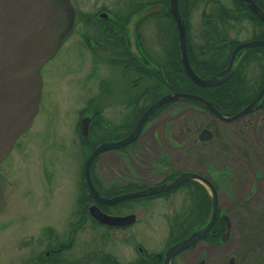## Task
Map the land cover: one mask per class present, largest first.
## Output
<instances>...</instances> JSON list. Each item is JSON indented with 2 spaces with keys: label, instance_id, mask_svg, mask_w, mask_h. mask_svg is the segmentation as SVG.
<instances>
[{
  "label": "flooded vegetation",
  "instance_id": "flooded-vegetation-1",
  "mask_svg": "<svg viewBox=\"0 0 264 264\" xmlns=\"http://www.w3.org/2000/svg\"><path fill=\"white\" fill-rule=\"evenodd\" d=\"M170 1L171 0H169V3L166 2L164 5L161 4L166 9L164 12L168 11L170 13ZM200 1L207 2L209 0ZM234 1L235 5L238 6V0ZM256 3L259 5L258 2ZM153 5L155 4L150 3L145 4V6H134L131 8L134 12H130H132V14L142 13L145 11V8ZM178 6L180 8V15L184 21L186 29L187 58L192 69L195 72H197V70H201V60H208L212 63H216V65H219L220 69L216 70V72L209 77L199 75L198 72L197 74L204 79H212V77L216 76L217 78H221L220 73L228 67L233 51L238 45L243 44L244 42L234 38L228 32V30L232 28L231 21L235 19L228 20L229 22L226 26H224L220 10L225 7L221 4L217 5L218 10L216 13H209V15L204 17L208 19L209 16H212L218 19L223 32H219L217 28L215 31H210V33L207 32L205 35V43L197 44L195 43L193 37H191L190 33V28L192 27V14L189 15L187 19L185 15L186 12L183 13L181 8V0H179ZM239 6L234 12L229 11L230 14L236 16L242 11H245L249 20L253 19V15L256 16L250 10H245L242 5L239 4ZM259 6L262 8L261 5ZM262 9L264 10V8ZM106 11L107 10L105 8H102L96 11L93 16L99 18L102 12ZM159 16L165 18L166 20L168 19L170 23L171 36L165 58H158L159 60L156 59L155 61L148 55V53L145 52V49L141 45V36H138L137 39V42H139L138 50L140 54L131 53L133 49L131 46L132 44L130 43L129 33H127L126 28H124L128 24L127 21H122L119 25L120 28L118 26L117 18L110 21V24L113 22L114 25H117L116 27L114 25L106 24V22L102 23L99 20L90 21L89 25L93 23L98 24L97 32L100 34L97 41L92 39L91 36L86 38L84 44H86V47L91 50L95 46H97L98 49L103 48L105 42H102V37L107 39L112 38L107 31L110 27H115L114 30H118L120 32V38H114L111 43L116 42L117 44H115L117 46L122 47V53L125 56V74L128 76L114 89L110 87L98 88L95 93H91L89 98L85 97L82 99L81 103L83 105V110H80L78 113L79 119L76 124L77 126L72 130L74 131L75 136L78 137L80 146H85V143L87 142L85 141L86 138L89 139L90 137L91 140H101V143L108 141L119 142L123 140L135 129L134 127L138 124L139 119L144 112L149 109L150 105L158 101L162 96L170 95V93L184 92L199 95L209 102L214 103L215 107L221 112V114L232 117L246 107V105L252 103V101L263 92L250 113H247L245 116L236 120H243L244 124L240 127L238 125V131L246 134L248 137L246 142L250 143L251 139L249 138L251 136V126L255 125L256 127L261 126L264 128V74H262L258 81L259 87L256 95H248L251 97V100L246 102L243 107H240L235 111L232 110V107L239 104L236 100L238 99L237 96H235V98L233 96H225V106H220L217 102L219 98L217 97V93L215 91L204 94L201 93L199 87L213 88L223 85L224 83L229 82L228 80H232L233 74L222 84H216L213 85V87L204 85L201 86L195 83L194 80L190 78L188 72H186L185 64L183 62V53L180 48L181 43L179 40V30L177 28L176 19H174L172 13H170V16L168 14L161 15L160 12L145 16V18H143L137 25V32H139L138 28H140L144 22L151 19L154 20ZM206 21L207 24L211 23H209V20ZM251 22L259 25H263L264 23V21H261L260 19L257 23L254 20ZM259 39H264V37L260 36ZM174 43L176 50H173ZM246 53L247 52H245L244 49L237 52L234 61L236 68L245 63L243 58ZM95 55L97 54L95 53ZM115 62L120 61H111V63ZM170 74L173 78V82L171 81ZM149 75L158 78V81L163 85L159 86V88H150V85L145 84ZM242 78L244 77H241L240 79ZM234 80L237 79L234 78ZM261 81L263 82L262 84ZM101 83L104 84L103 81ZM243 86L245 87V85ZM163 87L169 90L168 93L162 94L159 91ZM153 92L160 93V97L158 96L159 94L157 95ZM246 97L244 99L247 101ZM231 99H234L235 102H232ZM192 101H194L202 109L207 110L208 114L212 117H216L220 120L215 114H212L210 109L205 104L199 103L196 100ZM42 105L43 100L40 105L39 114L41 113ZM185 112V109L182 108L177 114L182 120L181 123H179L180 127L177 132L170 129L166 130L165 128L157 130L154 125H150L151 119L153 118V116H150V119L145 123L143 130L140 132V135L135 142L121 147L118 150L110 151L109 153L112 154L102 157L100 159L101 167H99L98 170H96V168L94 169L95 166H98L97 163L99 161H97L96 158L90 171V181L94 185L95 190L102 198L108 200L119 198L123 195L139 193L142 192V190L153 188L154 186L172 184L184 173L193 174L195 176L187 178L185 181L180 182L173 188L165 190L164 192L155 193L153 195H144L143 197L125 198L114 204H106L99 202L91 192L90 185L86 179V173L84 172L87 163L86 160L82 161V170L77 178L67 177L66 179H63L57 170L50 169L46 167V165H38V167L32 166L33 169H38L39 175V180L37 182L30 179L26 184V194L31 198L32 204L35 205L36 201H39L40 209L45 212L51 208V204L58 198L60 205L64 206L66 210H69L70 213L67 216L69 220H67L64 225L65 228L68 227L66 228L68 229L66 236L61 237V235H58L53 231L50 224H47L42 226V234L39 233L30 237V239L34 240V245L32 247L34 253L28 258L26 263L89 264L84 255H81L78 258L68 257L70 251L73 250L74 244H76L79 240L78 237L80 232L83 231L84 228L91 226L97 239L109 238L115 232H117L116 234L118 235H123L126 232L130 239L135 234L130 233L129 230H132L133 228L136 229L141 222L140 218H138V214L136 213L138 210L143 211L144 209L150 208V204L154 203V201H170L174 198H178L177 196L179 194L182 195V204L177 212L179 213L185 211L190 224H192L190 229L192 231L189 235H187L188 237L207 227L210 222L214 203L213 186L216 190L218 200V216L215 224L208 231V233L198 239L195 244L188 247V249L179 252L177 255H182L190 251L193 254V257L190 260L188 259L187 264H239L237 253L233 250L230 251L228 245L229 239L233 235L232 228L234 223L230 213L234 212V208H238L240 205H252L253 207H258L261 204L264 200V192L262 193L260 190V184H264V171L253 170L252 176L254 177V182L249 192L239 194L237 201L231 199L227 202L225 199L226 195L236 197V191L229 189L228 194H226L224 189V177L229 178V176L232 177L233 174L227 173L223 175L221 170L218 169L215 161L208 162L204 157V144L211 142L215 137L213 129L211 126L206 125L202 128H198L197 131H189V128L185 123ZM86 118L89 119V134L84 136L83 130L81 129L82 123ZM122 118H125L126 122H122ZM220 121L223 123L236 122H229L226 120ZM194 124L193 126H195ZM31 130L32 128L24 132V134L15 143L16 145L14 148H16L18 142L24 136L28 135V132ZM204 131L209 132L210 138L207 137V139H205L201 136ZM25 143H29L28 139L23 140L21 146L19 145V147L23 148V146H26ZM14 150L15 149H13L12 153ZM12 153L9 154L7 159L12 156ZM56 167L57 166H55V168ZM228 180L231 179L229 178ZM94 206H97L105 214L110 216H134V221L132 224L122 227L114 225L108 226L102 223L100 224L93 216H91V208ZM178 213L174 215V219H171L168 215L165 216L169 231L174 232L177 227H180V225L178 226L176 223ZM227 216L230 217L232 227L230 230V237L228 236V240L224 241V236L228 232L227 221L225 220V217ZM187 237L177 238V240L172 239L163 252L160 253L150 251L147 246L143 245V243L135 241V245H132H134L135 252H138L139 256L136 254L135 260H132L127 264H164L166 251L173 245L177 244V242H180ZM38 247H41L42 251H39ZM96 258L100 263L118 264L117 260L112 258L109 253L102 255L100 253L99 255H96Z\"/></svg>",
  "mask_w": 264,
  "mask_h": 264
},
{
  "label": "rangeland",
  "instance_id": "rangeland-1",
  "mask_svg": "<svg viewBox=\"0 0 264 264\" xmlns=\"http://www.w3.org/2000/svg\"><path fill=\"white\" fill-rule=\"evenodd\" d=\"M71 2L79 12L76 27L62 42L60 51L42 69L45 83L41 113L36 117L32 130L18 142L12 156L0 167V264H27L28 258L34 253L32 250L34 240L30 237L42 234L43 225L50 224L54 232L61 237L66 236L68 227L65 228L64 225L69 220L67 216L70 212L60 205L59 199L57 198L51 204L49 210L43 212L39 207V201L33 205L31 198L26 194L28 181L39 180L38 169H33L32 166L46 165L50 169L57 170L63 179L77 178L82 170V161L87 160L92 152L91 148L101 142L98 139L95 142L90 137L87 145L81 147L78 137L72 131L77 126L78 113L83 110L82 99L89 98L98 88L114 89L128 76L125 74V56L122 53V47L117 46L116 42L111 43L113 38L102 37V42L105 43L101 49L97 46L92 50L86 47L84 44L86 38L91 36L97 41L100 35L97 32L98 24L87 25L86 17H89L91 21V16L96 11L105 8L120 20L130 22L129 19L133 15L130 11L134 12L133 9L131 10L134 6L166 3L169 0H71ZM220 4L230 12L238 9L234 0H209L200 1L193 10L190 33L195 43L204 44L207 32L215 31L216 28L219 32H223L218 19L212 16L208 19L204 17L209 13H216L217 5ZM80 13H85L86 16ZM236 16H243L244 19L231 21L232 28L228 30L231 36L241 42L264 36V25L252 23L245 11ZM96 19L97 17L94 20ZM206 20L211 23L207 24ZM131 21L130 43L133 49L131 53L140 54L139 42L136 40L137 34L142 38L141 45L145 52L154 61L162 57L164 59L171 36L168 19L159 16L154 20L146 21L138 28L139 32L135 30V21L132 19ZM115 60L120 62L111 63ZM261 62L254 61L246 67L244 64L241 66L244 73V85L252 88L247 95L254 96L257 93L258 81L264 74ZM102 81L104 84L101 83ZM145 82L151 86L150 88H159L163 85L158 78L150 75ZM159 91L163 94L168 93L169 90L163 87ZM153 93L159 94L160 97V93ZM239 107L241 104H236L232 110L235 111ZM182 108L186 111L185 123L189 131H197L198 128L206 125L213 129L215 137L211 142L204 144V157L208 162L215 161L223 175L233 174L232 177L229 176L231 180L224 177V189L226 194L229 189L235 190L236 197L226 195L225 199L227 202L231 199L237 201L239 194L249 192L252 188L254 182L252 171H264V128L252 125L249 138L251 142L247 143V135L238 131V128L244 124L243 120L223 123L208 114L207 110L199 107L194 101L187 99H181L162 108L153 116L150 125H154L157 130L165 128L177 132L179 123L182 121L177 114ZM122 122H126L125 118H122ZM149 127L147 128L150 129ZM27 139L29 143H25L26 146L23 148L19 147L22 141ZM110 151L114 150H108L98 156V166L94 169L98 170L101 167L100 159L112 154L109 153ZM260 186L263 193L264 184ZM181 196L179 194L178 198L170 201H154L150 204V208L138 210L136 213L141 222L136 229L129 230L130 233L135 234L130 239L126 232L123 235L115 232L109 238L97 239L91 226L84 228L68 257L78 258L84 255L89 264H105L98 262L96 255L109 253L118 264H127L135 260L136 254L138 255L134 249L135 241L143 243L150 251L163 252L172 239L187 237L192 231L190 230L192 224L186 212H177L182 204ZM233 211L230 213L234 220L233 235L228 243L230 251L237 253L239 264H264V200L258 207L240 205ZM176 213H178L176 223L180 227L172 232L167 228L165 216L168 215L174 219ZM38 250L42 251V248L38 247ZM192 257L193 254L188 251L177 255L172 264H187L188 259Z\"/></svg>",
  "mask_w": 264,
  "mask_h": 264
},
{
  "label": "water",
  "instance_id": "water-1",
  "mask_svg": "<svg viewBox=\"0 0 264 264\" xmlns=\"http://www.w3.org/2000/svg\"><path fill=\"white\" fill-rule=\"evenodd\" d=\"M239 1L247 5V7L259 16L260 19L264 20V11L254 0ZM169 9L177 22L179 40L181 43L180 48L183 53V62L186 72H188L195 83L201 86L213 87V85L222 84L231 75L235 56L239 50L243 48L264 47L263 39L243 42V44L238 45L233 51L228 67L220 73L221 78H217V76L212 77V79L200 78L192 69L187 58L186 29L178 8V0H171ZM161 11H165L164 6L156 5L146 9L143 15L156 14V12ZM102 16L105 18L108 17L106 13H103ZM74 18L75 10L70 0H0V164L8 157V154L12 152L16 140L26 130L32 127L33 121L39 113L38 110L41 103V88L43 86L41 67L50 61L52 56L61 48L63 39L73 28ZM262 93L253 103L246 106L241 112L232 117L224 116L217 110L214 103L193 93L175 92L160 98L159 101L152 104L141 116L135 129L127 138L119 142L100 144L88 157L85 173L92 194H94L99 202L114 204L125 198L143 197L144 195L161 193L173 188L189 177H195L193 174L184 173L172 184L154 186L153 188L142 190V192L139 193L123 195L111 200L102 198L90 181V169L94 159L100 153L110 149H118L119 147L135 141L142 127L149 119L150 114L159 109L163 104L181 98L194 99L205 104L212 114H215L220 120L235 121L254 108ZM88 122L89 119L86 118L82 125V130L85 135L88 133ZM201 136L205 139H207V137L210 138L208 131H204ZM209 185L211 186L210 183ZM212 189L214 190L213 213L207 227L192 234L187 237V239L177 242V244L168 249L165 254L164 264H170L171 260L177 256V253L195 244V242L206 235L215 224L218 215V200L216 190L213 186ZM91 215L100 223L108 226L114 225L122 227L132 224L134 221V216H110L105 214L97 206L91 208ZM225 220L227 221L228 232L224 236V241H227L228 236L230 237L231 234L230 230L232 225L229 217H225Z\"/></svg>",
  "mask_w": 264,
  "mask_h": 264
},
{
  "label": "trees",
  "instance_id": "trees-1",
  "mask_svg": "<svg viewBox=\"0 0 264 264\" xmlns=\"http://www.w3.org/2000/svg\"><path fill=\"white\" fill-rule=\"evenodd\" d=\"M255 1L258 2L259 5L262 6V8H264V0H255ZM199 3H200V0H181V8H182L183 13L186 12L185 15H186L187 19H188L189 15L192 14L193 10L195 9V7ZM159 4H163L164 5L165 3L164 2H159ZM184 4H186V5H184ZM237 4L239 6L238 2H237ZM245 10H248V9L245 8ZM220 13H221V17H222V21H223L224 26L227 25V23L229 22L228 20L235 19V20L242 21V19H244V18H242L243 16L242 17H238V16L231 15L230 12L227 9H225V8H222L220 10ZM162 14H166V15L168 14L170 16V13L168 11L164 12V13H161V15ZM252 20H254L256 23L259 22L258 17L254 16V15H253V19ZM187 23H188V21H187ZM110 25H114V23H111ZM119 25H120V22H118V26ZM263 25H264V23H263ZM114 26L116 27L117 25H114ZM115 27L114 28L110 27V29H107L108 33L110 34V36L113 39L114 38L115 39L120 38L119 37V33L120 32L118 30L114 31ZM119 28H120V26H119ZM123 31H124V29H123ZM262 37H264V36H262ZM173 50H176L175 43H174V49ZM245 51L247 53L245 54V56L243 58V61L245 62L244 63V67H246L247 65L251 64L254 61H259V62L262 61L261 62L262 63V67L264 69V48H262V47H254L253 49H249V50H245ZM201 63H202L201 70H197V72L199 73V75H202L204 77L212 76L216 72V70L220 69L219 65H216V63H212L211 61H208V60H201ZM241 66H239V67H237L235 69V72H234V74L232 76L233 78H232V80L231 79L228 80L229 82L224 83L223 85H220V86H217V87H213V88L199 87V90L201 91V93H204V94L205 93L208 94L210 92L215 91L217 93V97L219 98V100L217 102L219 103L220 106H223V107L225 106V102H224L225 101L224 100L225 96L226 97L233 96L234 98H235V96H237L238 97V99H236L237 102H239V104H241V107H243V105L246 104V102H249L251 100V97L246 95L247 92L250 91V88L244 87L243 85L245 84V81H243V78L240 79L241 77H244L243 76L244 73L242 72L243 70H242ZM175 68H176V66H175ZM170 78H171V81L173 82V78L171 77V74H170ZM234 78H236L237 80H234ZM245 97H246L247 101L244 99ZM231 101L235 102L234 99H231ZM87 140L88 139L86 138L85 141H87ZM87 142L85 143V146L87 145ZM95 142H97V140H95ZM94 148H95V146H94ZM94 148L92 147L90 151H92Z\"/></svg>",
  "mask_w": 264,
  "mask_h": 264
}]
</instances>
